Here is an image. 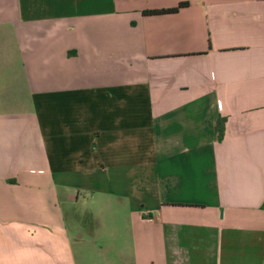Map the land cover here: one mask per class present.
<instances>
[{"label": "crops", "instance_id": "crops-1", "mask_svg": "<svg viewBox=\"0 0 264 264\" xmlns=\"http://www.w3.org/2000/svg\"><path fill=\"white\" fill-rule=\"evenodd\" d=\"M263 205L264 0H0V264H264Z\"/></svg>", "mask_w": 264, "mask_h": 264}, {"label": "rangeland", "instance_id": "rangeland-1", "mask_svg": "<svg viewBox=\"0 0 264 264\" xmlns=\"http://www.w3.org/2000/svg\"><path fill=\"white\" fill-rule=\"evenodd\" d=\"M82 202H83V199H81L80 203L77 205L76 210H74L72 207L67 206L66 204L62 205V209L64 210V213H65V216H66V220L71 225L74 224V222H75L77 217L84 224H88L89 225L93 221L91 216L88 214V212H86L87 210H84L85 208H84ZM110 216H111V214H110ZM105 218H109L108 213L105 214V215H97V222L98 221H103Z\"/></svg>", "mask_w": 264, "mask_h": 264}, {"label": "trees", "instance_id": "trees-1", "mask_svg": "<svg viewBox=\"0 0 264 264\" xmlns=\"http://www.w3.org/2000/svg\"><path fill=\"white\" fill-rule=\"evenodd\" d=\"M189 6L188 2H180L176 7L169 8V9H155V10H146L143 11V15H165V14H173L177 13L180 10L184 9L185 7ZM216 130L218 132L219 138L223 136L224 133V124L221 123L220 121L216 124ZM264 207V205H263Z\"/></svg>", "mask_w": 264, "mask_h": 264}]
</instances>
